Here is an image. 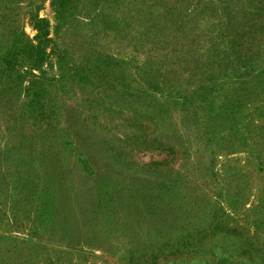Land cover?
I'll use <instances>...</instances> for the list:
<instances>
[{"label":"rangeland","instance_id":"1","mask_svg":"<svg viewBox=\"0 0 264 264\" xmlns=\"http://www.w3.org/2000/svg\"><path fill=\"white\" fill-rule=\"evenodd\" d=\"M57 5L0 0V264H264V0Z\"/></svg>","mask_w":264,"mask_h":264},{"label":"trees","instance_id":"2","mask_svg":"<svg viewBox=\"0 0 264 264\" xmlns=\"http://www.w3.org/2000/svg\"><path fill=\"white\" fill-rule=\"evenodd\" d=\"M58 2L56 6L57 14L59 13V7L64 4V0H55ZM31 21L33 23L34 28L37 31L35 40L37 44L34 46H24L27 49H31L30 51L23 52L24 62H26L25 69H23L24 77L27 78L29 83V91L32 93H38V91L42 90V83L44 78L36 75L34 70H41V65L46 59V47L50 42L49 35V23L46 19L40 18L38 15H32ZM20 43H18L19 45ZM24 45V43H23ZM249 255H252L249 249L246 250Z\"/></svg>","mask_w":264,"mask_h":264}]
</instances>
